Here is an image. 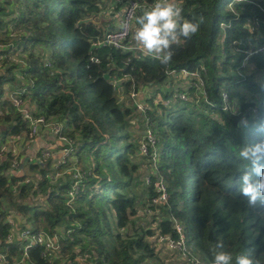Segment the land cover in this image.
<instances>
[{"label": "trees", "instance_id": "1", "mask_svg": "<svg viewBox=\"0 0 264 264\" xmlns=\"http://www.w3.org/2000/svg\"><path fill=\"white\" fill-rule=\"evenodd\" d=\"M128 1L0 0L2 264H17L25 244L18 233L7 243L9 219L19 220V232L31 227L59 236L56 252L36 245L26 264H173L157 246H166L162 237L179 238L176 225L187 253L174 254L178 264L193 258L212 264L217 242L233 255L264 252V207H249L238 191L239 147L264 139L256 131L264 126V0H179L186 19L202 23L173 46L167 65L109 46L91 50L115 29ZM182 71L197 73L199 87ZM7 87H25L32 116L60 118L61 136L73 140L84 176L71 204L72 177L63 166L53 158L24 164L13 146L5 149L34 137L7 100ZM132 89L145 115L130 102ZM242 116L248 119L238 128ZM132 124L154 135V158L152 149L141 154L143 135L136 139ZM15 160L18 169L11 167ZM157 180L168 198L153 205ZM76 252L87 258L79 262Z\"/></svg>", "mask_w": 264, "mask_h": 264}, {"label": "built area", "instance_id": "2", "mask_svg": "<svg viewBox=\"0 0 264 264\" xmlns=\"http://www.w3.org/2000/svg\"><path fill=\"white\" fill-rule=\"evenodd\" d=\"M153 4V3H152ZM151 3H148V0H142V2L130 0L128 1L124 9L121 13H117L116 17L117 19V27L113 29L112 31H109L104 40L101 44L104 46L112 47L116 50H123L126 52H134L139 53L134 46V43H130V38L133 36V32L135 28V18L142 14V10L149 9L152 6ZM135 5V7H134ZM127 24V29L123 28L122 24ZM264 50V49H261ZM3 59V56H0V60ZM44 65L46 68L50 67L49 62L44 59ZM182 74L186 77H191L195 79V82L193 84V87L197 88L199 87L200 78L199 75L195 72H187L182 71ZM116 81L113 82V85H117ZM119 87V86H118ZM16 89L12 88L11 90H8L7 92V100L15 107L16 111L20 113L22 119L28 123L30 127V131L34 136L42 129V128H51L53 133L59 137V140L62 143V148L59 152L60 160H59V166H63L65 168V173H70L72 177L71 185L68 190V201L67 204H71L74 199L77 197L78 193L80 192V182L82 177L84 176L83 170L81 167L76 165L75 162H71V158L73 157V154L75 152V145L71 138L69 137H63L61 136L62 132V125L58 122H56V119H49L46 120L43 117H37L34 118L32 116V112L30 108L28 107L27 103L23 100L22 96L26 93L25 87H15ZM138 92L135 89H132L130 94V99L134 103V108L137 110L138 113L141 115H145L147 112V106L142 104L137 100ZM227 95L225 93L222 94V99L224 103L227 102ZM180 99L183 101H187V97L185 95H180ZM224 110H226V106L224 107ZM147 124V122L145 123ZM36 133V134H35ZM142 139L140 142L139 150L142 155L149 156L150 150H153V156H155L156 152V139L154 135L146 130L142 133ZM51 151L49 149L44 148L41 152V158L46 159L49 158L51 155ZM14 162V161H13ZM11 167L13 169L18 168V164H12ZM60 177V174L58 172H54L52 175V181L56 182L57 179ZM29 181L27 180L26 183ZM145 184H150V177H147L145 179ZM154 192L156 193V196L152 199V204L157 205L159 203H165L168 198L167 194V188L161 181H156L153 184ZM14 221V222H13ZM11 221L13 224H11L9 221L8 223L11 226L12 232L7 236V243L12 242V237H15L13 235V229H15V223L18 225L19 220ZM176 233L178 234L179 238L177 240H173L170 238L162 237L159 240L163 242L167 249L170 251H176L180 252L183 258H187L186 253V244L183 237V229L181 226L176 225L175 226ZM19 238L25 242L23 245V250L21 254L20 260L17 262V264H26V258L28 251L38 245L42 247L45 251H53L56 252L59 249V236L58 235H49L46 232H40V233H34L33 229L31 227H25L23 228L19 233ZM76 258L79 262L84 261L85 258H87L86 255H83L79 252H76ZM5 259L4 256H0V263H3V260ZM192 264H204L201 261H199L198 258L192 259Z\"/></svg>", "mask_w": 264, "mask_h": 264}, {"label": "clouds", "instance_id": "3", "mask_svg": "<svg viewBox=\"0 0 264 264\" xmlns=\"http://www.w3.org/2000/svg\"><path fill=\"white\" fill-rule=\"evenodd\" d=\"M201 23L202 19L193 22L183 16L179 0H154L149 9L142 10V14L135 18V49L143 56L167 65L174 55L173 46L195 36ZM121 26L125 29L128 27L126 23ZM247 119L242 116L237 127H242ZM256 131L264 133V126H256ZM238 156L244 163L238 191L247 198L249 207H264V139L243 143ZM259 248L260 245H256V249ZM223 249L224 244L217 242L212 264H262L260 256H264V252L253 255L254 250L249 249L233 255Z\"/></svg>", "mask_w": 264, "mask_h": 264}, {"label": "crops", "instance_id": "4", "mask_svg": "<svg viewBox=\"0 0 264 264\" xmlns=\"http://www.w3.org/2000/svg\"><path fill=\"white\" fill-rule=\"evenodd\" d=\"M117 22L115 23V28L117 27ZM12 89V88H11ZM9 89V90H11ZM140 92H138L139 97ZM132 103L133 101L129 99ZM33 106L30 108L32 109ZM56 121V120H55ZM13 151L15 152L16 149L19 147L23 149V155L21 156L23 159V163H27L29 160L34 162L36 161V156L38 152L44 147H47L50 149V151L53 152V159L55 161L56 166L59 164L60 156L59 152L62 148V143L59 140V137H57L56 134L53 133L51 128H42L34 137L32 140H25L24 138H18L16 139V142L12 145ZM27 159V160H26ZM71 162H75L74 158H71ZM27 168H22L20 171L26 172ZM18 220V219H16ZM24 221V220H23Z\"/></svg>", "mask_w": 264, "mask_h": 264}, {"label": "rangeland", "instance_id": "5", "mask_svg": "<svg viewBox=\"0 0 264 264\" xmlns=\"http://www.w3.org/2000/svg\"><path fill=\"white\" fill-rule=\"evenodd\" d=\"M117 19H118V17H114V24L117 22ZM135 20H133V22H134ZM134 29V28H133ZM39 53L40 54H42V51L39 49ZM3 60V59H2ZM7 88H12V87H7ZM14 89H16V88H14ZM7 97V96H6ZM56 122H58V123H60L61 125L63 124L62 122H61V119L60 118H57L56 119ZM131 131L135 134L134 136H135V138L136 139H140L139 138V136L143 133V129L141 130V127H137V125L136 124H132V128H131ZM36 134V133H35ZM31 136H34V134H32L31 133ZM9 142L11 141L10 139L8 140ZM12 145H10L9 143L8 144H6V147H5V149H9L10 147H11ZM46 149H49V148H47V147H45ZM44 149V147L38 152V154H37V156H36V158L38 159V160H41L42 158H41V152H42V150ZM50 150V149H49ZM51 155H50V157L49 158H46V159H43V160H47V159H50V158H53V152L51 151ZM14 154H15V156H22L23 155V149H22V147L20 148H18V149H16V151L14 152ZM16 161L17 160H15L14 162H12V164H16ZM17 164H18V168H19V163L17 162ZM17 168V169H18ZM52 175H53V173L50 175V178H51V180H52ZM11 224H13L11 221H13V219H9L8 220ZM14 222V221H13ZM25 221H22V223H24ZM17 233H19V229H18V227H17V224L15 223V229H13V235L14 234H17ZM14 240V237H12V241ZM157 250L158 251H162L163 253H164V257L163 258H165L166 260H168V261H173V264H178L177 263V260H176V258H175V256H174V254L176 253V251H168V249H167V247L165 246L164 248L163 247H160V246H157ZM0 256H3V255H0Z\"/></svg>", "mask_w": 264, "mask_h": 264}, {"label": "water", "instance_id": "6", "mask_svg": "<svg viewBox=\"0 0 264 264\" xmlns=\"http://www.w3.org/2000/svg\"><path fill=\"white\" fill-rule=\"evenodd\" d=\"M85 22H86V21H85ZM79 24H81V23H79ZM102 47H103L102 45H96V46L91 47V50H93V49H100V48H102ZM104 78L107 80L109 77H108L107 75H105ZM26 160H27V159H26ZM24 164H25V162H24Z\"/></svg>", "mask_w": 264, "mask_h": 264}]
</instances>
